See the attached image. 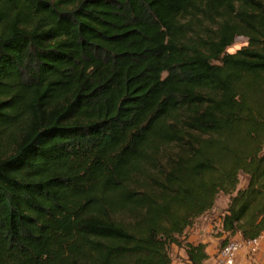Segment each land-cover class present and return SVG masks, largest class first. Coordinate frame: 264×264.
<instances>
[{"label":"trees","instance_id":"1","mask_svg":"<svg viewBox=\"0 0 264 264\" xmlns=\"http://www.w3.org/2000/svg\"><path fill=\"white\" fill-rule=\"evenodd\" d=\"M219 194L262 235L264 0H0V264H202Z\"/></svg>","mask_w":264,"mask_h":264},{"label":"crops","instance_id":"2","mask_svg":"<svg viewBox=\"0 0 264 264\" xmlns=\"http://www.w3.org/2000/svg\"><path fill=\"white\" fill-rule=\"evenodd\" d=\"M203 216L198 218L192 226L187 228L180 239L194 245H205V253L208 258L202 264H213L216 254L221 248V242L224 238H226V235L218 236L220 218L217 219V221L215 220L212 224L211 222L204 224L203 222H205V219H202ZM230 240L243 239L239 234H235L230 238ZM170 248H172L171 250L173 252L172 255L169 254L171 264H190L186 251L183 247L171 245ZM237 260L239 264H264V232L259 237V247L257 252L250 256L245 254L244 251H241L237 256Z\"/></svg>","mask_w":264,"mask_h":264},{"label":"built area","instance_id":"3","mask_svg":"<svg viewBox=\"0 0 264 264\" xmlns=\"http://www.w3.org/2000/svg\"><path fill=\"white\" fill-rule=\"evenodd\" d=\"M259 237L250 240L227 241L218 250L213 264H239L237 256L241 251H244L245 254L250 256L257 252Z\"/></svg>","mask_w":264,"mask_h":264},{"label":"rangeland","instance_id":"4","mask_svg":"<svg viewBox=\"0 0 264 264\" xmlns=\"http://www.w3.org/2000/svg\"><path fill=\"white\" fill-rule=\"evenodd\" d=\"M243 43L244 42H242V39H237L235 41V43L230 48L227 49V51L229 53H234L236 50H238L240 47L243 46ZM245 184H246V178L243 175H241L238 188L243 187ZM227 204H228V196H224L222 194H219L215 200L213 209L210 210L208 213H206L203 216L202 219H205V222H203V223L208 224V222H211V224H212L215 220L217 221V219L220 218L219 216H221V214H223V211L226 208ZM186 236H187V234H186ZM171 249L172 248H170V250H169L170 255L173 254Z\"/></svg>","mask_w":264,"mask_h":264}]
</instances>
